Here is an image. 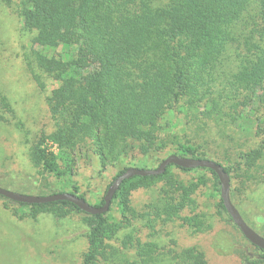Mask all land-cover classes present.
<instances>
[{
	"label": "trees",
	"instance_id": "obj_1",
	"mask_svg": "<svg viewBox=\"0 0 264 264\" xmlns=\"http://www.w3.org/2000/svg\"><path fill=\"white\" fill-rule=\"evenodd\" d=\"M253 1L20 0L23 29L33 34L32 45L39 47L33 51L34 61L58 83L46 99L49 112L56 119L68 117L30 147L33 166L61 180L70 176L74 153L80 149L90 150L102 166L162 150L159 121L168 112L179 109L184 125L193 127L231 112L254 111L249 104L259 102L264 85V0H256L259 23L253 29L247 33L245 24H239ZM230 54L235 59L228 76L222 67ZM8 115L13 117V110L0 92V121ZM255 116L256 134L263 135L264 113ZM46 139L58 154L42 147ZM263 149L258 145L242 153L237 166L217 162L197 140L177 142L173 154L216 161L230 178L238 169L249 181L259 169ZM128 167H122L109 185ZM172 168L209 172L220 195L212 171L170 165L162 175L122 182L112 200L121 219L109 211L88 215L66 201L17 204L28 208L32 217L81 214L87 237L82 264H206L196 246L176 249L134 236L132 221L151 233L157 224L176 221L193 233L211 229L204 214L191 213L199 185L179 180ZM158 183L157 195L141 212L129 206L132 191ZM78 192L72 185L71 193L86 200ZM102 204L103 196L94 206ZM218 206L233 223L221 199ZM252 248L257 257L244 264H264V251Z\"/></svg>",
	"mask_w": 264,
	"mask_h": 264
},
{
	"label": "rangeland",
	"instance_id": "obj_2",
	"mask_svg": "<svg viewBox=\"0 0 264 264\" xmlns=\"http://www.w3.org/2000/svg\"><path fill=\"white\" fill-rule=\"evenodd\" d=\"M20 0H0V92L7 98L13 117L8 115L0 121V187L23 195L44 196L52 193H68L72 185L79 188L87 203L94 205L104 196L105 190L122 167L155 168L168 155L175 152L177 142L197 140L209 156L224 165L237 166L242 153L258 145L264 148L263 135L256 134L255 115L264 113V85L259 102L249 104L245 112H231L221 119L206 120L198 126L184 125L178 111L166 113L159 121V138L162 150L151 155L134 154L132 162L102 166L90 150L80 149L74 153L69 177L61 180L35 168L29 158L30 147L43 135H48L57 122L63 124L65 115L51 116L47 97L58 83L45 74L34 61L32 33L23 29L19 15ZM259 23L257 2L253 1L244 14L241 25L247 33ZM238 24V25H239ZM232 52V51H231ZM232 54V53H231ZM222 72H233L234 55ZM181 111V110H180ZM197 114H200L197 112ZM197 123V124H198ZM42 147L58 154L56 145L48 139ZM179 180L194 182L199 186L192 195L195 201L193 214H204L211 222V229L193 233L180 225V221L155 226L154 233L141 223L132 221L134 236L140 242L155 241L160 246L183 249L196 246L205 255L206 264H244L245 259L257 257L252 245L244 239L236 226L227 220L219 208L212 175L204 170L183 172L172 168ZM264 149L259 169L252 180L246 181L237 169L230 178L229 194L244 221L264 237ZM204 183V184H201ZM161 186L132 191L129 206L138 213L154 198ZM186 209L184 214H188ZM109 214L121 219L114 200ZM81 214H71L57 219L49 213L30 216L29 209L0 197V264H82L87 249L86 228ZM118 243L115 244L117 246ZM129 259H132L130 257Z\"/></svg>",
	"mask_w": 264,
	"mask_h": 264
},
{
	"label": "water",
	"instance_id": "obj_3",
	"mask_svg": "<svg viewBox=\"0 0 264 264\" xmlns=\"http://www.w3.org/2000/svg\"><path fill=\"white\" fill-rule=\"evenodd\" d=\"M170 165H174L183 169L205 168L212 171L218 179L220 185V199L227 215L230 217L233 224L236 226V228L239 230L246 241H248L254 247L264 251V237L260 236L244 221L240 212L231 201L229 194V174L224 170L223 166L220 163H217L216 161L210 159H196L191 157L178 156L176 154H170L166 158H164L155 168L128 167L108 186L103 196V204L99 207L90 205L85 199L71 192L52 193L44 196H37L23 195L8 191L0 187V196L15 203L28 205L66 201L76 206L85 214L102 215L109 211L114 195L118 191L123 181L136 176L148 177L162 175Z\"/></svg>",
	"mask_w": 264,
	"mask_h": 264
}]
</instances>
